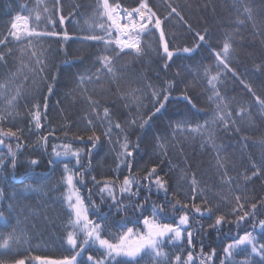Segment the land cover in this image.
Wrapping results in <instances>:
<instances>
[{"label": "trees", "instance_id": "16d2710c", "mask_svg": "<svg viewBox=\"0 0 264 264\" xmlns=\"http://www.w3.org/2000/svg\"><path fill=\"white\" fill-rule=\"evenodd\" d=\"M118 2L124 8L139 4V0ZM148 3L163 21L169 50L187 47L192 52H175L168 60L158 30L141 37L144 49L141 55L134 50L114 55L111 50L105 51L103 42L85 40L90 35H103L91 27L98 0H59L58 4L56 0H0V39L7 36L17 15L30 16L35 27L34 17L39 13L38 31L60 33L56 37L34 38L31 47L10 37L6 45H0V53L4 54L0 60V85L5 86L0 88V114L7 117L0 121V132L20 130L18 138L4 136L0 145V159L4 162L0 166V189H3L0 212L4 213L0 232L15 228L24 237L10 250L0 249V264H14L18 259L33 264L38 261L37 256L62 259L75 254L66 242L67 231L71 229L63 199L67 191L62 182L65 164L73 172L82 171V167L87 169L83 182H77L79 194L85 205L94 202L97 206L98 215L93 216L90 210L89 216L104 225L102 236L113 242L114 236L127 227L142 231L137 221L150 216L153 205H165L162 223H178L179 216L184 214L183 209H173L176 200L189 205L190 227H186L193 232L192 246L187 243L186 233L181 241L166 239L162 244V250L168 254L166 258L157 261L150 253H142L138 264H175L176 255L186 260L189 251L195 264H202L213 249L215 255L207 264H221V260L225 264H240L250 247L243 246L238 254L226 259L223 248L232 242L231 238L247 231L257 237V246L264 243V228L259 225L264 220V107L256 100L257 96L264 100V0H148ZM173 8L175 13L171 12ZM60 16L64 17L62 24ZM47 17L56 22L54 26L47 23ZM65 32L67 39L63 36ZM197 33L205 37L204 41L199 40ZM226 40L232 45L225 61L227 67L215 55ZM105 55L113 56L111 73L101 69L98 62ZM37 59L44 62L43 72L39 71ZM98 69L101 70L97 72ZM81 76L93 79L80 83ZM213 76L218 79L209 84ZM17 89L20 95L9 106L8 100L17 94ZM214 91L219 92L222 101L216 100ZM164 95H168L167 101L163 100ZM88 97L99 103L93 105ZM160 102L164 107L156 113ZM218 103H222L224 112L231 113L227 125L215 119ZM35 104L40 105L42 115L39 130L31 120ZM104 108L109 109L113 125L111 137L103 134L108 127ZM132 119L137 120L136 125L129 124ZM88 120H92V125ZM144 120L148 123L141 128ZM206 121L208 125L200 132L190 130L205 125ZM116 123L121 124L131 144L132 172L140 181L137 195L119 191L120 182L129 170L123 165L119 172L116 170L120 151L117 141L123 142V134L114 127ZM93 131L100 136L95 147L88 141ZM45 136L46 145L41 140ZM64 144L82 150V167L77 166L75 157L53 155V146ZM9 146L16 154L15 168ZM31 160L38 163L32 165ZM154 166L156 175L166 181L167 193L158 191L154 183L149 191L145 174ZM193 176L198 181L195 199L190 185ZM110 180H117L115 195L123 205L119 209L107 193L101 198L100 188ZM24 184L32 185L34 191L22 192ZM199 189H204L203 195ZM237 195L241 196L244 211L253 212L251 205L257 204L254 215L239 225L237 219L243 212L237 209L232 214ZM205 199L207 205L203 203ZM193 203L202 209L212 207L211 218L207 213L195 214L191 210ZM218 215H226L227 222L209 227ZM89 251L97 258L101 255L95 245ZM87 255L85 252L79 256L78 264H89ZM252 259L259 264V256L253 255Z\"/></svg>", "mask_w": 264, "mask_h": 264}, {"label": "snow or ice", "instance_id": "6c2138e0", "mask_svg": "<svg viewBox=\"0 0 264 264\" xmlns=\"http://www.w3.org/2000/svg\"><path fill=\"white\" fill-rule=\"evenodd\" d=\"M56 3H59V0H56ZM143 9V10H142ZM45 12L48 11L47 8L44 9ZM172 13L176 12V9L173 8L171 10ZM171 15V13H170ZM178 15V14H177ZM47 23L51 26L55 25V21L51 17H47ZM94 23L91 25L93 30L99 29L103 35H90L85 37V40L89 41H99L103 42L105 45V51L111 50L114 55H119L123 53L125 50H134L137 55H141L144 52V49L141 47L142 40L141 37L147 35L150 31H159V39L162 44L163 54L171 60L175 52H192L191 48H183L176 49L174 51L169 50V45L165 37V32L162 27L163 21L157 15L155 11L149 6L148 0H139V4L134 8H124L117 0L115 3H111L110 0H98V7L95 13ZM36 22V26L33 27L30 23V16H20L17 15L15 19L12 21L10 30L5 36L4 39H0V45H6L9 41V37L16 42H27L29 47H31L32 40L43 38L45 36L48 37H56L59 36L60 33L55 31L52 32H42L38 31L39 25L41 23V16L37 13L34 17ZM103 21L100 23H96L95 21ZM59 22L62 24L64 22V17L60 16ZM200 41H204L205 37L203 35H199L197 33ZM64 38L67 39V32L63 34ZM114 46V47H113ZM231 43L227 40L223 44V48L221 51L216 52V58L219 63L224 64L227 67L225 61L227 60L230 50ZM10 51V50H9ZM33 56L36 55L35 52L32 53ZM4 59V54L0 53V60ZM101 64V69L111 73L113 71V56L105 55L99 58L98 61ZM36 63L40 65L39 71L43 72V61L37 59ZM168 65L165 64L166 68ZM101 69H98L99 72ZM27 79V77H25ZM85 79L89 82L93 79L92 76H88L85 78L84 76L80 77V83H84ZM218 79V76H213L209 79V84H212L214 80ZM5 87L4 85H0V88ZM49 93L52 92V87L48 88ZM249 91H251V87L249 86ZM254 94V93H253ZM20 95V90L17 89V94L12 96L8 100L9 106H11ZM154 97H158V93L153 92ZM214 96L216 100L222 101L219 92L214 91ZM89 101L96 105L99 102L94 101L91 97H88ZM169 99L168 95H164L163 100L167 101ZM210 99H212L210 97ZM257 102L264 107V100H262L259 96L256 97ZM159 102V100H157ZM164 107V103L160 102V106L155 109V112L158 113ZM227 105H223V108H226ZM45 110L47 109V101L45 99L44 104ZM245 110L242 108L241 113ZM93 112H95V108H93ZM104 119L108 121V127L104 130L103 134L105 136L111 137L112 132V123L109 119V109L104 108ZM155 113H153L154 115ZM231 116V113L224 112L222 110V103L217 104V113L215 115V119L220 123L227 125L228 117ZM3 114H0V121L5 120ZM41 111L40 105H33V111L31 112V120L35 125V128L39 130L42 127L41 124ZM151 119V116L148 117V120ZM148 120H144L140 123V127L143 128L145 124L148 123ZM89 125H92V120H88ZM130 125H136L137 120L132 119L129 121ZM208 125V122H205V125H197L195 128H191L190 130L193 132H200V130ZM116 129H119L123 134V142H120L118 139L120 151L118 153L117 159L119 160V164H117V172H119L121 165L125 166L129 170V174L123 177L122 182H120L119 191L121 194H129L137 195L140 188V181L136 178V175L132 172V163L130 158L133 155V152L130 150L131 144L128 140V136L124 133V129L121 127L120 123H116L114 125ZM179 127V125H178ZM8 130L7 132H0V145L4 143V136H11L18 138V132ZM79 139L83 140V137H79ZM100 136L96 135V132L93 131L92 135L88 137V141L92 143L93 147L96 146L95 142L99 141ZM209 139H212L211 133H209ZM41 140L47 143V137H41ZM19 148L20 145H17ZM138 147V145H136ZM57 148H60V151H57ZM91 151V150H89ZM52 153L55 157H75L77 166H81L80 157L82 154V150L72 148L71 144L57 145L53 146ZM9 155L12 157V167L15 168L16 160L15 153L11 151V146H9ZM3 160L0 159V166H3ZM30 163L32 165H36L38 163L37 160H31ZM50 164L53 161H49ZM219 164V162H218ZM82 167V166H81ZM223 167V165H220ZM87 169H83L80 172H73L69 169L68 164L64 165V176H63V184L66 186V194L63 199L67 204V208L69 210L70 219L68 221V227L71 230L67 231L66 234V242L71 246L73 250H75V254L71 256H65L62 259H49L47 257H35V260L40 261V264H78L77 258L81 256L83 253L88 252L86 257V261L89 264H138V259L142 258V253H150L151 257L155 260L159 261L161 258H166L168 256L162 250V244L167 239L169 241H181L185 239V233L187 238V243L189 246H192L193 242V232L188 230L190 227L189 224V215L188 209L189 205L183 204L181 205L179 200H176L175 203L172 204L173 209H183L184 214L179 216L178 223H162L160 222V217L165 215L164 208L165 205H153L151 215L143 216L142 221H137L140 223L143 230L141 231L139 228L134 229L133 227H127L126 231H122L118 236H114L113 239L105 238L102 236V232L104 231V225L97 222L94 219H91L89 216V211H92V215H98L97 206L91 203L90 206L85 205L84 199L79 194V189L77 188V182H83V174ZM156 167L154 166L146 172L145 179L149 181V191L151 190V185L154 183L157 190H163L167 193L166 181H164L159 175H156ZM259 169L257 170V172ZM257 172H254L253 175H257ZM155 177L153 180L152 177ZM231 178H228L227 182H230ZM92 180L99 184V181H95V177H92ZM118 180V177H117ZM117 180L105 181L104 186L100 188L101 198L103 199V194L107 193L108 197L111 198L114 205L119 207H123V205L119 204L117 201V197L115 195V184ZM21 183H23L21 181ZM191 191L193 193V198H196V193L198 189V181L195 176L190 181ZM137 189L136 192L133 189ZM22 192H30L34 191L32 185L24 184L21 189ZM200 195H203L204 189H199ZM3 195V189H0V196ZM237 201L236 208L232 209V214H236L237 209L243 212L242 215L238 216L237 225L240 222L246 220V218H250L254 215V210L257 208V204L253 203L251 205V209L253 212L244 211V204H241V196L237 195L235 197ZM168 203H172L168 201ZM205 205H207V200L203 201ZM11 205L9 208L11 209ZM138 207L143 208V205H138ZM191 210L195 214H205L211 215L214 211L212 207H202L199 204L193 203L191 205ZM4 217V213L0 212V219ZM101 219H106V217H100ZM227 222L226 215H218L215 218V222L213 225H209V227L220 226L223 223ZM259 225L261 228H264V220L259 221ZM188 226V227H186ZM121 227H125V225H121ZM83 237L81 240L80 237ZM24 238L22 234H18L16 229L13 228L11 231L7 233L0 232V249L10 250L14 244H18L21 239ZM232 242L227 244L223 248V252L225 254V258L229 259L234 254H238V250H241L243 246H249L250 252L246 256V258L240 262V264H257L255 260L252 259L253 255L259 256L260 261L259 264H264V243L259 244L257 246V237L253 236L251 232H244L243 235H240L238 238H231ZM94 245H98L97 251H100L101 255L99 258L92 255L89 251ZM78 249V250H77ZM202 251V249H201ZM215 249L212 250L211 255L207 256L206 260L202 261V264H207V261H210L212 256L215 255ZM14 264H25L24 259H18L14 261ZM175 264H195L193 254L191 251L187 254V259L182 260L180 255L175 256ZM221 264H225V260H221Z\"/></svg>", "mask_w": 264, "mask_h": 264}, {"label": "rangeland", "instance_id": "374dc122", "mask_svg": "<svg viewBox=\"0 0 264 264\" xmlns=\"http://www.w3.org/2000/svg\"><path fill=\"white\" fill-rule=\"evenodd\" d=\"M98 248V245H95ZM33 264H40V261L34 262Z\"/></svg>", "mask_w": 264, "mask_h": 264}, {"label": "bare ground", "instance_id": "6f19581e", "mask_svg": "<svg viewBox=\"0 0 264 264\" xmlns=\"http://www.w3.org/2000/svg\"><path fill=\"white\" fill-rule=\"evenodd\" d=\"M143 10V9H142Z\"/></svg>", "mask_w": 264, "mask_h": 264}]
</instances>
